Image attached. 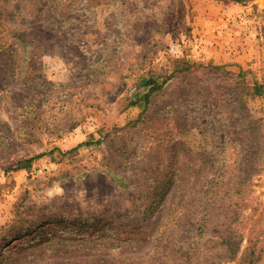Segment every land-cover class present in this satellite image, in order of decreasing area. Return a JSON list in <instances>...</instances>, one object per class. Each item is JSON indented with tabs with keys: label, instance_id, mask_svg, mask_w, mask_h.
Listing matches in <instances>:
<instances>
[{
	"label": "rangeland",
	"instance_id": "obj_1",
	"mask_svg": "<svg viewBox=\"0 0 264 264\" xmlns=\"http://www.w3.org/2000/svg\"><path fill=\"white\" fill-rule=\"evenodd\" d=\"M0 43V264H264V0H0Z\"/></svg>",
	"mask_w": 264,
	"mask_h": 264
},
{
	"label": "trees",
	"instance_id": "obj_2",
	"mask_svg": "<svg viewBox=\"0 0 264 264\" xmlns=\"http://www.w3.org/2000/svg\"><path fill=\"white\" fill-rule=\"evenodd\" d=\"M7 47L5 48L3 44L0 43V55L1 54L4 55L5 53L8 52L7 49L9 47L8 48ZM25 48H26V43H24V48H23L24 52H26ZM164 82H165L164 80L160 81L153 76L141 78L140 84L145 89V91L141 96L144 102L142 105H146L149 102L150 96L156 93L159 89H161ZM138 101L139 100H137L136 98V100L131 102V104L138 103ZM32 160L33 157L20 159L17 168L28 167L31 164ZM120 185H124V183H120ZM42 224L43 222L40 223L39 225ZM32 230L34 229L30 228L29 233L32 232ZM21 235H27V232L26 233L24 232V234H21L20 232H16L15 234L12 235L10 239L6 240V242L4 241V244L6 245L10 240H13ZM86 235L87 234L77 235V236H69V235L67 236L61 231L58 235H54L48 240L49 241L48 245L52 247L50 252L47 255H45L46 253L41 248L39 250L40 252L39 251L36 252L35 258L39 259L41 261V264H43L44 262L48 263L49 261H51L52 259L50 258L51 255L52 256L62 255L64 259L63 264H167V262H162V254H159L161 250L159 251L155 250V245L153 242L158 238L156 236L150 235L149 233H143L139 236L136 235H131L130 237L125 236V238L121 240L123 241V243L125 242V245L127 244L126 240L128 239L129 240L128 244H130L131 242L132 243L135 242L138 246H140V248L145 246L147 248V245L150 246L148 247L146 252H144L143 255L136 253L135 256L132 258L125 256L124 253L118 254L117 252H113V253L109 252V249L111 247H117L119 244L113 245L107 242L95 243L93 242L94 238H91L90 236H86ZM34 238L35 237L33 236L32 239ZM118 238L121 239L122 237H118ZM76 239L78 240L79 244L76 243ZM164 240L166 241V239ZM46 242H47L46 240H42V242L33 243V244L31 243L29 245L32 246L33 250H35L38 246ZM90 243L93 244L90 245ZM123 245L124 244H122V246ZM99 247L102 248L104 247V249H100ZM162 247L163 249L165 250L168 249L170 252H174V253L182 250L181 247L176 246V244H172L171 241L169 240L167 241L166 244H163ZM97 250H99L97 254L90 253L91 251H97ZM72 254L74 256H71ZM148 254L151 255L147 256V258L144 259L143 257ZM56 259H58V257L53 258L52 261H58ZM127 259L130 260L128 261ZM134 259H137V261H132Z\"/></svg>",
	"mask_w": 264,
	"mask_h": 264
}]
</instances>
